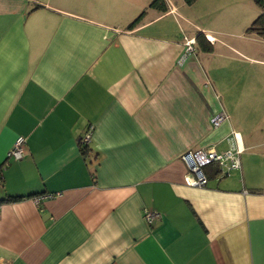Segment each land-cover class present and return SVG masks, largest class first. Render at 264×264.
<instances>
[{
  "label": "crops",
  "instance_id": "0c3cea01",
  "mask_svg": "<svg viewBox=\"0 0 264 264\" xmlns=\"http://www.w3.org/2000/svg\"><path fill=\"white\" fill-rule=\"evenodd\" d=\"M152 1L0 0V199L26 196L0 203L2 264H264V59L237 42L264 11ZM199 33L213 51L178 64ZM231 131L241 169L190 185L182 155Z\"/></svg>",
  "mask_w": 264,
  "mask_h": 264
},
{
  "label": "built area",
  "instance_id": "2783aa9c",
  "mask_svg": "<svg viewBox=\"0 0 264 264\" xmlns=\"http://www.w3.org/2000/svg\"><path fill=\"white\" fill-rule=\"evenodd\" d=\"M210 42L214 41L213 37L207 36ZM196 38H187L184 43V51L178 59V64H184L188 55L194 52L196 49ZM228 116L221 112L213 118V125L219 126ZM91 130L86 132L80 138V144L82 146H89L91 141ZM228 148L222 152L210 149H198L189 150L182 155L183 161L188 166L189 171L193 175L190 178V185L193 186H205L208 183V178L205 174L204 167L210 164H217L219 166V174H226L233 170L241 169L242 147L239 139V135L235 131H231L227 136ZM26 138L19 136L15 141L13 147L8 152V158L14 160H20L25 155ZM160 215L156 212L145 211V219L148 223H152L155 219H159ZM0 264H2L0 262Z\"/></svg>",
  "mask_w": 264,
  "mask_h": 264
},
{
  "label": "trees",
  "instance_id": "16d2710c",
  "mask_svg": "<svg viewBox=\"0 0 264 264\" xmlns=\"http://www.w3.org/2000/svg\"><path fill=\"white\" fill-rule=\"evenodd\" d=\"M195 0H186L187 3L191 4L193 3ZM255 2L256 5H258L263 11H264V0H253ZM150 6L154 9H157L159 11H167V1L166 0H153L150 4ZM140 17L136 18L133 22L130 23L129 27H134L136 26L139 21H140ZM249 31L252 32H256L259 35L264 37V13H262L261 15H259L257 17V19L252 23V25L249 27L248 29ZM197 45L199 47H201V49L203 51H207V52H211L213 51V43L210 42L207 37H205L202 33H199L197 35ZM81 150L83 152V154L87 155L88 151H89V146H82ZM2 167H0V180L3 177V173H2ZM33 195H37V194H31L28 196H33ZM26 196L23 195H9L6 198H2L0 199V203L2 202H14V201H19L24 199Z\"/></svg>",
  "mask_w": 264,
  "mask_h": 264
},
{
  "label": "rangeland",
  "instance_id": "374dc122",
  "mask_svg": "<svg viewBox=\"0 0 264 264\" xmlns=\"http://www.w3.org/2000/svg\"><path fill=\"white\" fill-rule=\"evenodd\" d=\"M209 4L207 5L208 9L212 11L211 15L213 17V20L215 19H224V18H228L229 15L234 16L238 13H240L243 9H245V7L243 9H241V7H239V10L237 11L236 9L229 12L228 9H225V0H210L208 2ZM233 27H235V25H232ZM225 27V26H224ZM227 27V26H226ZM239 43V45H245L248 46L250 49H252L253 51L257 52L256 57H259L260 59H264V37L262 36V38L258 37V39L252 41L247 40L246 44H244L243 41H237ZM252 55V54H251ZM225 64H227L228 66H241V64L237 61H234L232 59H227V62H225Z\"/></svg>",
  "mask_w": 264,
  "mask_h": 264
}]
</instances>
